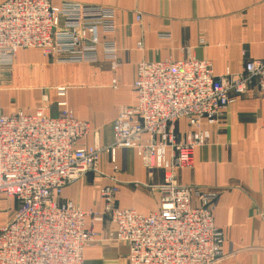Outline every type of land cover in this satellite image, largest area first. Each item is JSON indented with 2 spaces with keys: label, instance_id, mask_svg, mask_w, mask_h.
<instances>
[{
  "label": "built area",
  "instance_id": "2783aa9c",
  "mask_svg": "<svg viewBox=\"0 0 264 264\" xmlns=\"http://www.w3.org/2000/svg\"><path fill=\"white\" fill-rule=\"evenodd\" d=\"M136 19H141L138 12ZM114 6L63 0L0 2V66L14 64L20 49L39 48L59 63L107 61L120 66ZM160 38L170 39L169 33ZM200 43H204L201 39ZM143 43L137 47L142 49ZM112 84L116 86V79ZM134 106H121L113 122L116 148H131L146 168L162 169L160 209L148 215L113 202L116 185L101 189L102 211L83 210L62 198L63 189L98 170L101 149L80 146L90 123L75 116L66 89L56 116L43 106L33 114H0V194L19 202L0 228V264H83L84 250L99 241L94 222L114 225L110 236L128 245L126 264H214L222 257L223 232L215 225L218 194L181 185L178 169L191 164L198 147L230 105L251 89L264 102V59L249 60L240 73L218 75L210 60L194 56L141 62ZM185 119L183 138L177 124ZM115 161V157H112ZM194 200L197 203H194ZM90 221V222H89Z\"/></svg>",
  "mask_w": 264,
  "mask_h": 264
},
{
  "label": "crops",
  "instance_id": "0c3cea01",
  "mask_svg": "<svg viewBox=\"0 0 264 264\" xmlns=\"http://www.w3.org/2000/svg\"><path fill=\"white\" fill-rule=\"evenodd\" d=\"M71 1L116 8L113 38L120 66L113 71L102 59L93 64L59 63L40 49H20L13 65L0 66V114L20 110L33 114L43 106L46 114L56 116L61 100L56 88L68 87L70 108L91 126L78 145L101 149L100 173L86 172L63 189L62 198L83 210L102 211L101 189L116 185L113 202L117 207L134 208L144 215L156 212L164 171L146 168L131 148H116L114 155L110 151L120 107L137 103L133 82L138 65L191 55L210 60L218 75L227 68L242 72L247 61L264 59V0ZM160 33L171 38H160ZM138 42L143 43L142 49ZM204 127L211 131L210 142L195 150L190 165L178 169V183L218 194L213 214L224 243L222 257L214 264H264V102L251 89L226 108L217 123L204 122ZM188 129L187 121L180 120L178 137L183 138ZM17 204L0 194V212L10 209L0 228L9 222ZM92 226L99 241L85 248L83 264H126L128 245L110 236L114 225L104 221Z\"/></svg>",
  "mask_w": 264,
  "mask_h": 264
},
{
  "label": "rangeland",
  "instance_id": "374dc122",
  "mask_svg": "<svg viewBox=\"0 0 264 264\" xmlns=\"http://www.w3.org/2000/svg\"><path fill=\"white\" fill-rule=\"evenodd\" d=\"M105 5V4H104ZM111 6V5H110ZM27 49H34V48H27ZM27 49H25V50H27ZM35 49H38L39 50V48H35ZM42 51V50H41ZM44 55H46L44 52H42ZM18 54V53H17ZM46 56H49V55H46ZM17 57V56H16ZM50 57H52V56H50ZM53 58V57H52ZM34 80L35 79H37V78H35V77H32ZM60 87H63V88H65L66 89V92H68V87H66V86H58L57 88H60ZM57 88H56V93H57ZM58 95V94H57ZM66 95H67V93H66ZM66 101H67V103H68V100L66 99V97L64 98ZM60 101V100H59ZM21 111V110H20ZM5 196V195H4ZM7 197V196H6ZM15 199V198H14ZM16 201H17V199H15ZM17 203H19L18 201H17ZM17 205H19V204H17ZM18 207V206H17ZM12 209V208H11ZM9 208L8 209H6V208H3L2 209V212H0V220H6V212L8 213L9 212ZM13 213V212H12ZM14 214V213H13ZM13 214H12V216H13ZM11 216V217H12Z\"/></svg>",
  "mask_w": 264,
  "mask_h": 264
}]
</instances>
